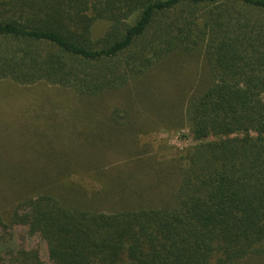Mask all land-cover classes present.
<instances>
[{"label": "trees", "instance_id": "trees-1", "mask_svg": "<svg viewBox=\"0 0 264 264\" xmlns=\"http://www.w3.org/2000/svg\"><path fill=\"white\" fill-rule=\"evenodd\" d=\"M98 26L106 27L99 35ZM199 53L210 84L176 126L187 123L201 144L178 177L158 179L146 153L111 170L109 137L123 143L136 111L102 102ZM5 80L71 91L82 102L72 110L101 137L73 130L67 150L54 147L51 168H3V182L32 190L13 216L0 213V230L10 220L29 226L52 264H240L264 255V0H0ZM106 115L116 130H103ZM143 169L154 176L145 186ZM10 264L42 261L21 250Z\"/></svg>", "mask_w": 264, "mask_h": 264}, {"label": "rangeland", "instance_id": "rangeland-1", "mask_svg": "<svg viewBox=\"0 0 264 264\" xmlns=\"http://www.w3.org/2000/svg\"><path fill=\"white\" fill-rule=\"evenodd\" d=\"M104 29L98 26L96 34H101ZM209 84L204 58L199 53L184 60L175 59L168 65L153 70L144 85H134L126 91L110 95L101 106L108 110L133 107L136 112L132 119L137 128L133 133H124L126 140L121 144L114 136L109 137L112 151L104 159L105 164L111 170H118L127 159L129 161L132 157L146 153V156L155 158L159 164L157 168L162 174L158 175V179L165 176L175 180L178 177L175 171L185 166L182 163L187 151L201 144L193 139L187 123L178 127L176 125L188 100L192 96L203 94ZM150 90L157 97L154 95L155 98H147ZM81 103L80 98L69 90L47 84L24 87L10 80L1 81L0 172L3 168L7 172L16 171V167L20 166L51 168L56 156L53 153L54 147L61 146L67 150V135L73 130L101 137V131L93 129V123L72 110L74 106L81 107ZM108 119L107 115L99 116L100 123L104 125L103 130L110 128L114 131L115 128L109 125ZM50 141H53L54 146L49 147L47 143ZM80 144L75 142L70 148H78ZM81 147L85 148L83 143ZM63 149L58 148L55 152L62 153ZM29 171L32 179L33 169L30 168ZM145 171L143 169L137 176L138 182L144 186L154 180L150 172L144 175ZM6 173H0V213L10 218L14 214L16 202L24 200L32 188L16 186L9 181L3 182ZM84 183L93 182L86 180ZM34 193L35 190L32 196ZM164 193L170 195L172 192L167 189ZM18 212L29 216L26 209ZM7 223L8 228L0 230V264H10L11 255L21 250L38 252L42 264H52L47 245L39 234H32L29 226L11 225V220ZM240 264H264V255L246 259Z\"/></svg>", "mask_w": 264, "mask_h": 264}]
</instances>
